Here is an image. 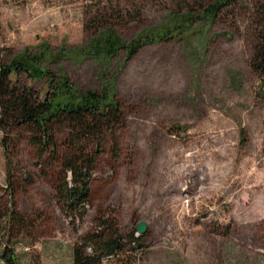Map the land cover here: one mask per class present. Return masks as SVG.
Here are the masks:
<instances>
[{"label":"rangeland","instance_id":"rangeland-1","mask_svg":"<svg viewBox=\"0 0 264 264\" xmlns=\"http://www.w3.org/2000/svg\"><path fill=\"white\" fill-rule=\"evenodd\" d=\"M212 1L0 0V58L46 45L54 74L66 73L81 89L101 92L108 84L125 116L118 152L108 140L92 173L87 213L76 221L55 197L60 162L48 167L23 131L8 153L0 131V205L8 213L14 201L29 225L6 240L17 264H74V246L107 218L139 241L100 264H264L254 0L197 16ZM108 26L126 42L167 31L131 59L123 48L103 58L90 45ZM18 78L48 89L43 78Z\"/></svg>","mask_w":264,"mask_h":264},{"label":"trees","instance_id":"trees-1","mask_svg":"<svg viewBox=\"0 0 264 264\" xmlns=\"http://www.w3.org/2000/svg\"><path fill=\"white\" fill-rule=\"evenodd\" d=\"M237 0H214L200 9L197 16L213 18L222 8ZM251 21L254 40L251 66L258 74L256 94L264 105V0L253 1ZM193 13L188 12L187 16ZM176 26L182 30V24ZM138 35L126 42L111 26L101 29L90 49L103 58L116 56L122 48L131 59L140 48L159 39L166 33ZM25 49L8 60L0 58V131L6 151L15 133L23 131L25 138L36 147L38 157L46 159V165L61 164V175L54 186L55 197L66 216L82 220L90 201L92 173L105 144L112 141L118 152V131L125 124L121 102L108 84L101 92L76 87L66 73L54 74L48 66L49 51ZM25 72L34 79H45L48 89L43 93L33 85L21 82L18 75ZM113 83V79H112ZM29 134V135H26ZM48 155V157H46ZM9 167H12L11 164ZM27 182H32L28 173ZM11 188H13V183ZM8 214V215H7ZM0 264H17L14 247L8 243L9 235L28 230L26 217L20 213L14 201L8 213L0 205ZM127 241H126V240ZM133 241H139L134 232L122 235L114 222L104 219L100 226L82 237L74 246V264H100L106 256L119 253ZM87 247L91 252H87Z\"/></svg>","mask_w":264,"mask_h":264},{"label":"water","instance_id":"water-1","mask_svg":"<svg viewBox=\"0 0 264 264\" xmlns=\"http://www.w3.org/2000/svg\"><path fill=\"white\" fill-rule=\"evenodd\" d=\"M147 223L146 221L142 220L138 223L137 229L140 233H143L146 230Z\"/></svg>","mask_w":264,"mask_h":264}]
</instances>
